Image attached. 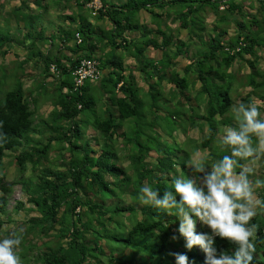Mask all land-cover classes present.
<instances>
[{"label": "trees", "instance_id": "obj_1", "mask_svg": "<svg viewBox=\"0 0 264 264\" xmlns=\"http://www.w3.org/2000/svg\"><path fill=\"white\" fill-rule=\"evenodd\" d=\"M92 1L71 0L78 12L76 18L73 14L63 16L50 39L51 46L56 41L68 48L75 33H79L81 43L76 44L71 57L34 54L31 49L36 57L33 70L28 63L18 62L10 72H2V79H11L12 84L5 91L0 87V122L6 137L0 142V214L6 196L19 184L26 204L18 201L15 209H27L28 205L37 215L20 224L26 234L20 229L12 231L13 228L3 231L0 218V232L4 237L12 232L21 236L19 247L23 251L19 255L33 264H176L172 253L192 255L189 264H193L199 252L205 254L199 248L197 252H185L180 238L171 240L173 234L179 236V217L174 211L165 214L141 204V189L149 186L161 195L166 190L174 191V178L187 179L194 174L188 166L191 153L198 149L211 152L221 126L238 127L236 120L224 122L225 115L233 109L232 92L239 87L236 85L233 90L235 76L227 72L234 64L245 61L249 69L246 85L251 90L240 102L249 105L253 96L262 103L258 109L264 113V70L257 66V51L264 46V0H255L258 6L254 14L243 11L245 0H125L120 4L99 0L100 8L94 15L91 9L87 16L81 13ZM30 2L40 3L42 13L47 10L46 0H24L11 10V15L19 17L17 32L23 29L27 39L33 38L30 48L36 49L47 38L39 35L34 18L41 14L30 9ZM172 9H179L175 19L178 28L185 31L183 39L161 27V18L170 17L168 10ZM205 11L216 16L218 26L211 27L208 39L203 41L207 32ZM141 12L156 20L154 29L142 23ZM90 17L106 20L111 29L100 31ZM231 23L236 32L225 41L223 36ZM10 35L9 29L5 33L0 30V59L10 52L14 39ZM149 49L160 53V57L155 61L148 58ZM245 56L251 60H245ZM126 58L133 64H128ZM181 58L189 61L181 67L182 74L177 71ZM64 59L68 65L63 64ZM83 59L98 62L101 78L94 86H89L92 81H85L73 91L72 72ZM51 66L55 73H51ZM34 71H39L37 75L42 80L36 90L27 94L23 78H33ZM135 72L144 75L143 81L150 78L152 82L146 89L147 119ZM191 76L193 85L200 84L198 95L204 106L201 111L199 103H190ZM49 77L53 78L49 84L51 93L45 82ZM164 82L173 87L168 100L160 89ZM47 95L52 110L35 123L36 96ZM171 104L175 109L169 111ZM161 107L167 108L168 113L160 118L171 119L159 127L165 129L164 139L155 127L160 122ZM87 110L92 111V120L85 116ZM123 125L129 127L128 132H120ZM189 128L206 130L204 138L191 150L178 145L173 137L177 131L186 134ZM87 129L95 133L94 142L97 136L102 138L98 150L86 139ZM115 138L123 139L127 167L118 164ZM151 150L156 153L154 164L147 160ZM218 153L211 163L231 155L227 146ZM10 154V164L17 173L15 182L5 177L8 165L3 162ZM258 173L264 175V157L258 162ZM257 193L264 201V187L258 188ZM138 204L141 207L137 208ZM251 223L257 226L252 264H264V210H258ZM217 247L218 252L232 255L236 246L217 238ZM204 261L205 257L198 264Z\"/></svg>", "mask_w": 264, "mask_h": 264}, {"label": "clouds", "instance_id": "obj_2", "mask_svg": "<svg viewBox=\"0 0 264 264\" xmlns=\"http://www.w3.org/2000/svg\"><path fill=\"white\" fill-rule=\"evenodd\" d=\"M233 112L238 127L228 128L221 139L231 155H224L210 168L202 158L190 159L194 174L187 179L174 178V191L166 190L161 195L149 186L141 189V204L165 214L174 211L179 217V236L173 234L171 240L180 238L185 252H197L199 248L205 254L199 252L193 264L204 257V264H252L254 260L257 226L251 221L258 210H264V201L255 195L256 189L264 187V180L253 183L250 176L264 157V118L254 103H241ZM2 127L0 122V142L6 139ZM217 238L236 246L232 255L218 252ZM21 243L22 237L16 232L0 240V264H22L17 254ZM172 255L176 264L191 262L192 255Z\"/></svg>", "mask_w": 264, "mask_h": 264}, {"label": "rangeland", "instance_id": "obj_3", "mask_svg": "<svg viewBox=\"0 0 264 264\" xmlns=\"http://www.w3.org/2000/svg\"><path fill=\"white\" fill-rule=\"evenodd\" d=\"M95 2H96V5H100L99 0H95ZM6 3H8V4L10 3V5H11L10 7L15 5V2L13 0H10L9 2H7L6 0H0V26L3 27L4 29H5V27L3 25L6 24V23H9L8 21L5 22V20L8 19L6 17L7 11L2 10ZM69 6L70 7H68V9H64V10L61 9V12H62L63 15H65V14L66 15H70V13L75 9V7H73L72 3H70ZM257 6H258V4L256 3L255 0H245L243 2V11L246 14H254L255 13V8ZM219 10L222 11V8H220ZM87 11H88L87 15L90 14L88 7H87ZM168 12L171 13V14H169L170 17L161 18V22H162L163 27H167L169 29V32L171 31L173 34H178L179 37L183 39L184 36H185V31L184 30H180L178 28V21L175 19L176 18L175 15L179 14V9L168 10ZM42 17H43V15L41 14V16L36 17L34 19L39 21V19L42 18ZM215 17L216 16L214 14H212L210 11H205V13L203 14L204 27L207 30V32L205 33V35H204V37L202 39L203 41H206L208 39V36L210 34L209 31H210L211 27L218 26L217 23L215 22L216 21ZM139 19L142 22L148 20V14L146 12H141V14L139 15ZM243 19H246V18L244 17ZM90 21L92 23L95 22L92 17H90ZM109 24L105 22L102 25V27L103 28H109ZM6 27H7V29H10L12 31V38H16V35L19 37V34L16 31V29L14 28V26L6 25ZM70 27L72 28V26H70ZM220 27H222V26H220ZM235 30H236V28H235L234 24L231 23L226 29V34L224 36L225 39L228 40V38L234 36L235 32H236ZM200 45H201V43H200ZM201 46L203 47V45H201ZM198 47H199V44L196 46V48H198ZM192 48H194V47H192ZM257 54L259 56V61L257 63V66H258V68L260 70L263 71L264 70V46L262 48L258 49ZM146 55L149 56L150 58H154L155 57L156 59H158L160 57V53H156L152 49H149V51L147 52ZM16 57H18V56L13 55L10 52L9 55L7 56V58L0 59V87H1V90H4V91L7 90L12 84L11 79H6V80L2 79L3 78L2 72L6 71V70L8 72H10L13 69V67H16V60L19 59V58H16ZM244 58H245V60H251L250 56H245ZM126 62L128 64H133V61L131 59H127L126 58ZM180 64H181V66L178 67L177 71L180 74H182L181 67H184L187 64H189V61L186 58H181L180 59ZM30 68H31V66H30ZM38 72L39 71H34V73L32 75V76H34L33 77L34 80H32V79H23V87L25 88L27 94H30L31 91L36 90L35 87H36L37 83L41 82L42 77L37 75ZM227 72L228 73H233L234 76H235L233 90L236 87V85L239 86L238 88H236V90H234L232 92V95H231L232 96V100H233V107L232 108H234V107L239 106L241 103H243V102H240V101L243 98L247 97L248 93L251 90L246 85V80H247L246 79V75L249 72V69L247 68V63H245V61H244V62H240V63L234 64L229 70H227ZM135 75H136V78H137V81H138V84H139V87H140L139 95H140V98L143 100V114H144V117H146V119H147V117L149 116V112H148L149 98L146 97V92H147L146 89H147V85L152 83V82H151L150 78H148V81H143V79H141V78L144 75L141 77L140 73L135 72ZM192 79H193L192 76L189 77L190 81H189V86H188V93L190 94V97H191V100H192L190 103H192L193 105H196V103H199V105H200L199 109L200 110H198V111H201L202 108H204V106H203V103H202V99L203 98H200L199 95H198L200 84L197 82V83H195L193 85L192 84L193 83ZM52 80H53V78L49 77V78L45 79V82H46L47 85H49V83L51 84ZM145 83H147V84H145ZM51 88L52 87L49 85L48 86V90H49L48 92L49 93L52 92L50 90ZM172 88L173 87H171V85H169V84H167L165 82L162 84V87H160V89L162 91V94H163V97H164L165 100H168L170 98V92L172 91ZM46 94H47V92H46ZM193 98L195 99V101H194ZM249 98H250V96H249ZM36 99H37V103L35 104L36 105L35 123L39 122L40 118L46 117V115L52 110V106L49 103V98L48 97H46V96H44V97L36 96ZM250 100H251V104H253V103L256 104V106L258 108L260 106H262V103L258 99H256L255 97L252 96L250 98ZM173 104H174V102H173ZM243 104H245V103H243ZM173 108H174V106L171 104L169 106V111L173 110ZM186 108H187V106H186ZM31 109H33L32 106H31ZM97 109H98V107H97ZM159 110L160 111L163 110V112L159 111L160 112L159 118L162 117V116L164 117L166 115V113H168V109L167 108L161 107V108H159ZM164 113H165V115H163ZM92 115H93L92 111H90V110L85 111V116H89L88 120H92V117H91ZM225 116L226 117H224V122H226V121H230V122L235 121L233 109L230 110V112L227 115H225ZM261 118H264V113L261 114ZM163 119L164 118H160V120H159L160 122L159 123L156 122V126H155L156 128H159L160 126L164 127L165 123L169 124L171 122V119H164V120ZM164 121H165V123H164ZM83 126L84 125L82 124L81 128ZM228 128H230L229 125L220 127V131H219V134H218V137H217L218 139L216 141L217 143H216V145H214V147H213L211 152H209L206 149H204V150L203 149H198L196 152L191 153V158L190 159L195 160L197 158H202V159H204V161L207 164V166L210 168L211 165L213 164V163H211V158L214 155H219L218 150L220 151L224 147V145H222V143H221V139L226 134V131H227ZM124 131L125 132L129 131V127L127 125H123L121 130H120V132H124ZM163 131H165L164 128H159V130H158V132L163 136V139H164V136H166V135L164 134ZM86 134H87L86 139L88 138L89 140H91L90 144L92 145V148H94L95 150H98V148L102 144V138L97 136V142H94L93 141V137H94L95 133L91 129H87L86 130ZM146 134H150L149 130H146ZM205 135H206L205 128H204L203 132H199V130H197V129L189 128V129H187V133L186 134H182L181 131H177V133H175L173 137H174V141L178 145H181V146L185 145V147H184L185 149L191 150L193 148V146L195 145V143L201 142V140L204 138ZM170 140H172V139H170ZM114 141H115L114 149H115L116 155L118 157V164L121 165V166L127 167L129 165V161L126 158V150L121 146L124 143L123 139L115 138ZM215 148H217V149H215ZM197 154H199V157H197ZM12 155L13 154L7 155L6 158L4 159V162H3L4 164L8 165L5 177H6V180L9 181V182L10 181L15 182V181L18 180L16 178V175H17L16 168L10 164V156H12ZM54 155L55 154H53L51 156H54ZM155 157H156V153L153 150H151L148 153L147 160L154 164ZM188 166H189V164H188ZM27 176H29V174ZM263 176L264 175H260L258 173V164H257L255 166V173H254V175L250 176V179L253 181V183H255V178L256 179L257 178L258 179L259 178H264ZM183 178H185V177H183ZM257 194L258 193H257V189H256L255 190V195L258 198ZM0 195H2V193H0ZM6 199H7V201H6V204L4 206V209L2 210V212L0 214V218L4 222L2 230L3 231H7V230L13 228L12 231L16 230V229H20V231H21L20 224H22L24 221H26V219L28 217L36 216L37 214L35 212L31 211V209H29L30 207L28 205H26L27 209H21L20 211L15 209L16 202H18V201L23 202L24 204H26L23 191H22L21 186L19 184H16L12 188L11 194L9 196H6ZM128 199H130V198L128 197ZM139 207H141L140 204L137 205V208H139ZM21 232L26 234L25 230H22ZM3 238H5L4 234L2 232H0V240H2ZM22 251H23V248L18 247V249H17L18 255L21 254ZM32 256L34 257V252H33ZM20 258H21L22 264H33V262L27 263L22 258V256H20Z\"/></svg>", "mask_w": 264, "mask_h": 264}, {"label": "crops", "instance_id": "obj_4", "mask_svg": "<svg viewBox=\"0 0 264 264\" xmlns=\"http://www.w3.org/2000/svg\"><path fill=\"white\" fill-rule=\"evenodd\" d=\"M6 1L9 2L10 0H6ZM13 1L15 2L14 6L10 7L11 6L10 3L9 4L6 3L4 8L2 9V10L7 11L6 17L8 19L5 20V22L8 21L10 24L9 23L4 24L3 26L5 27V29L0 26V29L2 30L1 32L5 33V30L7 29L6 25L14 26L16 31H18L19 17L17 15H11V10L13 8H15L19 4V1H24V0H19V1L18 0H13ZM111 1L113 2V4H120L121 2H124L125 0H111ZM46 3L48 4V7H47V10L44 13H42L43 7H42V5L40 3L37 4V3L30 2L29 7H30V9H32L34 11V13L43 15V17L40 18L39 21L37 20L35 25L38 28L40 37L43 36L44 38H47V42L45 44H43L42 46H40L39 48L37 46L35 47L36 49H34V47L30 48L31 47V43L30 42L33 40V38L27 39V36H25V31L23 29H21L20 33H18L19 37L18 38L17 37L14 38L12 40V44L10 46V52L13 55L18 56L16 58H19V59L16 60V65H17L18 62L21 63V64L28 63V65L31 66V68L29 67L30 70H33L35 68V65L33 63L35 62V58L36 57H34L32 55V53L36 54V52H40L43 55H46V54H48L49 56L56 55L58 58H62L63 55L67 56V57H71L72 54H73V50L76 48L75 46L77 44L76 41H75V36H74V39L69 44H67L66 47H68V48H65V47H62L61 45H58L59 43H57L56 41H54V44H52L53 46H51L50 39H51V37L54 36V31L57 30L58 25H60L62 23L61 19L63 18V16H65V17L69 16V15H66V14L63 15L62 12H61V9L62 10L68 9V7H70L69 5L71 3V0H65V1H63V0H46ZM221 8H223V7H221ZM87 12L88 11L86 10V11H83L81 13H83L84 15L87 16ZM159 12H160L159 10H156V13H159ZM72 14H73V17L75 19L76 15L78 14V12H76V10L75 11L73 10L70 13V15H72ZM147 14H148V20H146V21H144L142 23L146 24L149 27L154 29L155 26H156L155 25L156 20L152 19L149 13H147ZM168 14H171V13L168 12ZM94 21H95V22H93L94 24L92 23L93 26L95 28L99 29L100 31H102V30L108 31V30L111 29V26H110L109 22H107L106 20H100V21L99 20H94ZM105 22L109 24V28H103L102 27V25ZM70 23H72V22H70ZM66 24H68V23H66ZM64 26H67V25H64ZM68 26L70 27L72 25L68 24ZM161 27L165 28V27H163V25ZM10 32H11L10 37H12V31L10 30ZM41 33H42V35H41ZM20 34L22 35V37H20ZM224 36H223V40L227 41ZM23 39H25V40H23ZM31 49L33 50L32 53H31ZM111 49L112 48H110V54L113 52ZM108 51H109V49H108ZM9 53L4 58H7ZM147 57L150 58L149 56H147ZM151 59H153L155 61L156 58L154 57V58H151ZM63 64L68 65V62L65 60L63 62ZM23 79H32L33 80L34 78L24 76ZM97 83L98 82H91V84L89 86H94ZM47 97H48V95H47Z\"/></svg>", "mask_w": 264, "mask_h": 264}, {"label": "built area", "instance_id": "obj_5", "mask_svg": "<svg viewBox=\"0 0 264 264\" xmlns=\"http://www.w3.org/2000/svg\"><path fill=\"white\" fill-rule=\"evenodd\" d=\"M87 7L92 10V14L94 15L96 10L100 8V5H96V2L94 0L91 3H89ZM75 40L77 44L81 43V37L79 33H75ZM50 71L51 73H55L56 72L55 67L51 66ZM100 78H101V72L98 69V62L95 60L83 59L80 61L79 65H77L74 68L72 72V80L74 87L73 91H77L78 88L83 86L85 81L98 82ZM63 92H66V90H63Z\"/></svg>", "mask_w": 264, "mask_h": 264}]
</instances>
